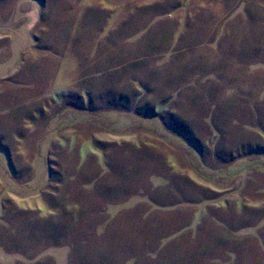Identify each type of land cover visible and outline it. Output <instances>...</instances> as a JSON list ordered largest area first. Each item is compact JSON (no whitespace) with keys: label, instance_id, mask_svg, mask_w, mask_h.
I'll use <instances>...</instances> for the list:
<instances>
[{"label":"rangeland","instance_id":"1","mask_svg":"<svg viewBox=\"0 0 264 264\" xmlns=\"http://www.w3.org/2000/svg\"><path fill=\"white\" fill-rule=\"evenodd\" d=\"M90 2L46 0L25 41L13 44L3 30L24 29L34 6L0 0V145L9 150L0 147V264H200V228L209 245L217 236L227 248L210 264L229 256L264 264V0ZM121 4L115 18L124 23L97 9ZM83 23L109 37L92 45L61 36ZM70 42L94 57L62 66L46 59L48 88L33 90L44 63L36 52ZM55 72L70 85L66 94L55 83L58 101L40 100ZM73 101L79 124L54 134L49 120L67 119ZM208 166L236 167L238 176L209 181ZM198 183L222 188L229 205L238 200L239 214L211 202L190 227L204 191L215 200ZM230 224L250 235L222 244Z\"/></svg>","mask_w":264,"mask_h":264},{"label":"crops","instance_id":"2","mask_svg":"<svg viewBox=\"0 0 264 264\" xmlns=\"http://www.w3.org/2000/svg\"><path fill=\"white\" fill-rule=\"evenodd\" d=\"M28 1L33 4L34 8L32 10H30L29 13H26V17H27L28 20H27L26 23H24V25H23V28L24 29L21 30L22 32L19 31V30L18 31H13L9 27L10 26L9 25L10 23H7V25H6V27H9V28H6V29L3 30V32L5 34H7L8 36H11L10 42L13 43V44L20 43V38L19 37H22V39L25 38L26 31H30V29H32L33 26L36 25L37 21L40 20V18H41L40 13H39V15L37 13L40 11L41 7H45L46 6V0H28ZM91 1L93 2V0H91ZM92 2H90V3H92ZM93 6H94V3H93ZM121 7H123L122 4H121V6L119 5V7L116 8V10H114V11H113V8H110V5H109V7L108 6H104L103 8H98L97 7V9H98V11H100V10L103 11V9H105L107 11H110L111 13L109 12L110 15H108L109 17L106 15L105 17H107V18L105 20L108 21V22L109 21H113L114 22L116 19H118V18H115V16L117 14H118L117 17L121 18V12H122V8ZM94 9L96 10V6L94 7ZM122 19H125V16ZM118 20H119V23H120L121 20L120 19H118ZM122 22L124 23V21H122ZM93 24H95V23H93ZM93 24L91 25V29L89 27H87V29H85V26L86 25H84V23L82 24L84 26V28H82L81 26L79 27L77 25H70V27H67L60 34H61V36H63V34H65V36H63V37L64 38H70V40H72V41L77 40V39L80 40L81 39L80 36H83V38L81 40H83L87 44L88 43H90V44L92 43V45H93V43H95V38H96L97 35L99 36V35H102V33H106L105 35L108 34L107 36L109 37V33H108L107 29L104 31V29L102 27H101L102 28L101 29L100 26H98L99 30H98V33L96 34V32H95V30H96V28H95L96 24L95 25H93ZM80 28H81V30H84V31H82V33L79 35V33H80V30L79 29ZM87 31L88 32L95 33V34H91V35L88 34L87 35ZM35 40L36 41L38 40L36 36H35ZM23 41H25V39ZM66 41H67V39H66ZM59 47L60 46L55 47V50H50V49H48V47L46 49H44V48L41 49V51L39 49L36 52L37 55H34L33 56V58L37 59L38 62L40 61V59L42 61L44 60V63L41 62V66L42 67L41 68L40 67H37L38 70H36V71H39V73H38L39 75L38 74H35V75L39 76V78H38V84L37 85H33V87H32L33 90L34 89H37L38 90V93H40V94H41V92L46 91V89L48 88L47 87V84H46V81H47L46 80V77L47 76L45 77L44 80H42V79L40 80V75L41 76H43L44 74L46 75L45 69H43L44 67L46 68V65H45V60L46 59L56 60V58H59V60H58L59 61V65L62 66L63 65L62 61L63 60H65L66 61V65H68L67 60H72L73 58H76L77 56H82V57L85 56L84 58L90 57L91 59H92V57H94V53H91L92 51L91 50H88V49L85 52V53H87V55L79 54L77 52L78 50L77 51L74 50V49L72 50V47L74 48V46H73V44H71V42H70V46L69 47H68V45H65V47L63 48L64 50H60ZM23 50H24V48L22 49V52H23ZM21 54L18 52L19 57L16 56V59L17 58H20L21 57ZM34 54H35V52H34ZM71 64H72V62H70V65ZM71 66H73V64ZM31 68H32V66H30V69ZM69 72L73 74V73H75V70L73 72H72V70H69ZM62 73H63V71H62ZM62 73H59V74L57 72L54 73V78L52 79V84L49 86L51 88L47 90V93L44 94V96H42V97L39 98L40 100H45V97H46V98L50 99L49 101H51V102L53 101V102L56 103L58 101L57 98H55V101L51 99V96L54 97L53 96V91H54V85H55V83H60V82L63 83L62 86H58V87H56V89H58L61 92L64 91V94H66V91L68 90V88H69L70 85H68L67 82L64 83L65 76H60V75H62ZM70 73H67V74L69 75ZM73 75L75 76L77 74H73ZM68 78H69V76L66 77L65 80L67 81ZM82 79H81V77H79L78 83H80V80H82ZM28 89H31V88L29 87ZM81 89H84V88H81ZM67 95H69V94H67ZM73 95H74V98L73 99L79 101V99L76 96V94H70L69 97L72 98ZM64 96H66V95H64ZM81 96L84 97L85 99L89 100V96H88V94L84 90L81 91ZM71 98H69V99H71ZM75 102L73 101L74 104L71 105L72 107L70 109H67V110L64 111V112L68 113L67 119L61 120V117H62L63 114H55L49 120V124L56 125V126L53 127V129L55 130L54 131V134L58 130H60L62 128H65L66 127L65 125L68 124V123L70 125H72V127L73 126H76L77 124H79V122H78V119H79L78 112H76L77 111L76 108H77L78 104L75 103ZM43 105L45 106V104H42V106L39 107V109L42 108L40 110V113L41 112L43 113V112L46 111V108L47 107L45 108V111H43V108H44ZM59 113H63V112H59ZM69 114H70V116H69ZM52 130H48V133H52L53 134V131ZM0 147H1V149L6 154L9 155V153H8L9 150H8V148L6 146L0 145ZM199 150H201V149H199ZM227 153L229 155L231 154V152H227ZM11 169H12V171H14V168L12 166H11ZM206 170L208 171V173H210L209 174L210 176L207 177L209 179V181L213 180V178L211 176L212 174L213 175H216V177L217 176H223V175H225L226 177H224V178H226L227 180H230V182H231V180H233V178H236L238 176V174H237L238 168H236V167H234V168L228 167L227 169H221L220 170L219 168H211L210 166H208V167H206ZM186 179L188 180L189 178H187V176H186ZM160 182L162 183V180L160 178H158V179L156 178L155 183L158 184ZM4 184H5V187L6 188L9 187V186H11V185H7V184H10V183H6V181L4 182ZM198 185L201 188L206 189V190L208 189L209 192L211 191L212 193H214V195H215V198L214 199L215 200H211L210 198H208L207 192L204 191V196L202 198H198V203L200 202V204H201V206H203L204 210H199V216L197 218H194L193 217L194 219L192 220L193 222H192V224H191L190 227L193 228V225H194V227H196V226H199V225L202 224V220L204 219V217L207 214L206 211H205V209L208 208V205H210L211 202H216L217 203V205L215 206L217 211H223V210L229 209V207H231V210L232 211H234L235 213L238 212L237 215L239 214V211L236 209L237 204H239L238 203L239 201L236 200L234 206L232 204L229 205L228 204L229 202L226 199V195H222L223 192H224V191H222L223 190L222 188L213 187L211 185L210 186L209 185L205 186L204 184L201 185V183H198ZM225 191H228V190H225ZM175 195L178 196L179 193L176 192ZM187 197H185L184 200H183V201H185L184 202L185 204H186V202H190L189 201L190 198H187ZM203 211H205V212H203ZM196 214L194 213L195 217H196ZM233 227H236V226L230 224L229 226L227 225V228L228 229L227 228L226 229L224 228L223 231H224V233H226V235L224 234V236L226 238V241L225 242H222V244L223 243L225 245L226 244L232 245L233 243L236 244L240 240V238L238 239L237 237H239V236L245 237L247 235H250V229H248V228L242 229L241 231H239L237 233L235 229H234L235 231H233V229H232ZM200 233H204L203 236H202V245L200 246V250L202 251V254L204 255V258H205V263L200 262V264H207V262L210 264L211 260L213 262L218 263V261H220V258L219 257H220L221 252H224L225 250H227V248L224 247V246H222L220 244V242L217 241V239H218L217 236L215 237L214 242H211V245H209L210 243L209 242L207 243L206 241H207V238H210L209 235H211V234L207 231V229L205 231L204 230L201 231V228H200ZM204 242H206V244H203ZM212 243H215V244H212ZM213 247H216V249L214 250ZM212 252H214L215 254L213 255ZM176 253L178 255L179 254V251H174V255H176ZM229 257H230V260H228L225 257L226 258L225 259L226 262H229V264H233L232 262H233V259L234 258L232 256H229ZM231 257H232V259H231Z\"/></svg>","mask_w":264,"mask_h":264}]
</instances>
